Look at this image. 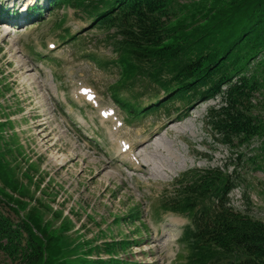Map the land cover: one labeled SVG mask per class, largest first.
I'll list each match as a JSON object with an SVG mask.
<instances>
[{
  "label": "rangeland",
  "instance_id": "1",
  "mask_svg": "<svg viewBox=\"0 0 264 264\" xmlns=\"http://www.w3.org/2000/svg\"><path fill=\"white\" fill-rule=\"evenodd\" d=\"M88 16L69 6L44 12L34 21L0 16V123L5 122L0 146H11L8 161L34 199L19 192L14 196L38 206L54 226L62 219L55 220L50 208L70 217L73 226L67 235L99 246V252L89 254L91 259H108L104 245L126 238L132 244L115 255L138 264H179L178 255L182 259L187 253L181 240L188 215L167 212L160 205L194 169L215 166L233 172L236 166L244 182L230 193L231 205L264 220V170L249 159L259 143L230 148L214 138L206 114L218 99L194 102L189 109L174 101L141 117L125 110L113 96L121 74L120 34L92 26ZM156 90L140 81L122 87L119 96L141 105ZM261 92L254 101L264 111ZM103 111H108L106 117ZM163 135L172 148L160 144L161 155L166 159L175 150L186 164L166 178L153 177L152 165L143 164L136 153L145 148V159H150L154 140ZM118 142L127 146L132 158L118 154ZM2 207L18 221L8 205ZM132 208L140 212L133 223L113 220L129 215ZM0 264L15 262L0 253Z\"/></svg>",
  "mask_w": 264,
  "mask_h": 264
},
{
  "label": "trees",
  "instance_id": "2",
  "mask_svg": "<svg viewBox=\"0 0 264 264\" xmlns=\"http://www.w3.org/2000/svg\"><path fill=\"white\" fill-rule=\"evenodd\" d=\"M65 6L83 10L92 26L114 28L120 34L121 74L113 84V96L125 110L141 117L174 101L189 109L194 102L218 99L206 114L214 138L230 148L258 142L249 159L264 170V111L254 101L264 90V0H45L28 8V19ZM10 12L1 4L0 15ZM140 81L158 88L147 103L119 96L122 87H135ZM182 116L185 113L178 118ZM8 154L13 155L11 146H0V253L15 264H138L115 255L132 244L126 238L104 245L108 259H91L89 254L100 248L67 235L73 226L70 217L50 208L55 220L62 219L54 226L38 206L16 198L17 192L28 199L34 195L16 176ZM233 169H194L160 205L190 220L181 240L187 253L182 259L178 255L179 264H264V220L230 204L229 194L244 182L236 166ZM4 203L18 221L5 215ZM130 211L113 220L133 223L140 218L138 209Z\"/></svg>",
  "mask_w": 264,
  "mask_h": 264
},
{
  "label": "bare ground",
  "instance_id": "3",
  "mask_svg": "<svg viewBox=\"0 0 264 264\" xmlns=\"http://www.w3.org/2000/svg\"><path fill=\"white\" fill-rule=\"evenodd\" d=\"M50 89H52L53 92H56V87L54 86V83L50 84ZM102 114H103L102 117H106L107 115L105 111H103ZM117 139L115 140L117 141ZM153 143H154L155 148H154V152L150 154V159L148 160L145 159V157L147 156L145 148L140 149L136 153L137 156L141 158V161L143 162V164L152 165L150 173L153 177L161 176V177L166 178L176 168H182L183 166H185L186 164L185 160L181 159L182 155L178 154L177 151L174 150V153H171L170 156L166 159L159 152L158 150L159 148L157 146H159L160 144H164L172 148V141L169 138H167L165 135L157 137ZM118 144H119V147L117 148L118 154H124L125 158H128V157L132 158L133 156L132 152L128 151L127 146L122 142H118ZM169 152L171 151H168V153ZM136 154L134 153V155Z\"/></svg>",
  "mask_w": 264,
  "mask_h": 264
},
{
  "label": "clouds",
  "instance_id": "4",
  "mask_svg": "<svg viewBox=\"0 0 264 264\" xmlns=\"http://www.w3.org/2000/svg\"><path fill=\"white\" fill-rule=\"evenodd\" d=\"M7 16V15H6ZM8 17V16H7ZM230 195V194H229ZM230 197H231V195H230Z\"/></svg>",
  "mask_w": 264,
  "mask_h": 264
}]
</instances>
